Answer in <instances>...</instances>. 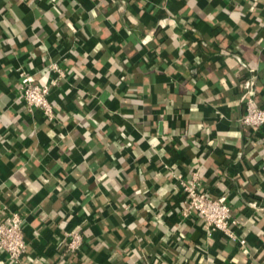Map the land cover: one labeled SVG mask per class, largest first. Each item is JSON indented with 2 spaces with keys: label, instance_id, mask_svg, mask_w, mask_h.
I'll list each match as a JSON object with an SVG mask.
<instances>
[{
  "label": "crops",
  "instance_id": "crops-1",
  "mask_svg": "<svg viewBox=\"0 0 264 264\" xmlns=\"http://www.w3.org/2000/svg\"><path fill=\"white\" fill-rule=\"evenodd\" d=\"M44 62L67 69L52 123L16 99L19 69ZM247 65L264 106V0H0V205L25 218L24 264H264ZM173 168L229 194L245 245L182 217ZM62 230L83 233L80 254L61 256Z\"/></svg>",
  "mask_w": 264,
  "mask_h": 264
},
{
  "label": "built area",
  "instance_id": "built-area-1",
  "mask_svg": "<svg viewBox=\"0 0 264 264\" xmlns=\"http://www.w3.org/2000/svg\"><path fill=\"white\" fill-rule=\"evenodd\" d=\"M164 23L165 20L160 21V24ZM246 71L242 93L244 111L239 122L247 135V143H250L253 134L264 128V106L259 105L257 101L256 68L247 65ZM19 76L17 101L23 104L29 114L41 112L46 121L55 122L58 119V112L51 93L59 81L67 76V69L59 62H44L39 77L23 69H19ZM245 155L244 151H241L238 160L245 159ZM174 169H171V172L179 179V185L185 196L183 206L180 208L182 217L190 219L197 216L201 221V228L209 238L221 235L225 239L239 241L245 245L246 240L235 231L238 221L232 215L229 194H213L204 185L197 170H193L188 176H183L177 174ZM247 205L255 211L264 209V204L258 199H249ZM83 239L80 230H62L58 245H63L65 251L61 256L80 254ZM30 246L24 216L19 210H14L7 204L0 205V252L6 255L5 259H0V264H24L29 256Z\"/></svg>",
  "mask_w": 264,
  "mask_h": 264
},
{
  "label": "trees",
  "instance_id": "trees-1",
  "mask_svg": "<svg viewBox=\"0 0 264 264\" xmlns=\"http://www.w3.org/2000/svg\"><path fill=\"white\" fill-rule=\"evenodd\" d=\"M243 100V97H241V101Z\"/></svg>",
  "mask_w": 264,
  "mask_h": 264
}]
</instances>
